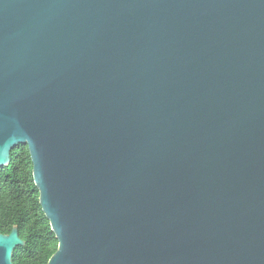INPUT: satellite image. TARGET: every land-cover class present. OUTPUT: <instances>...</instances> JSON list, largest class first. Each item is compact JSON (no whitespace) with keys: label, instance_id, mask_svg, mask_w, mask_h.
<instances>
[{"label":"water","instance_id":"95a60500","mask_svg":"<svg viewBox=\"0 0 264 264\" xmlns=\"http://www.w3.org/2000/svg\"><path fill=\"white\" fill-rule=\"evenodd\" d=\"M20 144L47 264H264V0H0Z\"/></svg>","mask_w":264,"mask_h":264},{"label":"trees","instance_id":"16d2710c","mask_svg":"<svg viewBox=\"0 0 264 264\" xmlns=\"http://www.w3.org/2000/svg\"><path fill=\"white\" fill-rule=\"evenodd\" d=\"M38 197L28 148L20 144L11 151L9 164L0 167V233L9 234L16 227L24 242L14 250L13 264H47L57 250Z\"/></svg>","mask_w":264,"mask_h":264}]
</instances>
